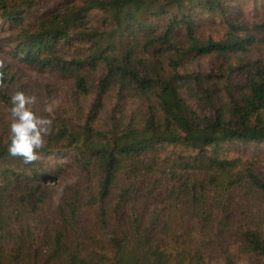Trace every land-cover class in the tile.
<instances>
[{"label": "trees", "instance_id": "trees-1", "mask_svg": "<svg viewBox=\"0 0 264 264\" xmlns=\"http://www.w3.org/2000/svg\"><path fill=\"white\" fill-rule=\"evenodd\" d=\"M232 2L0 0L1 47L19 65L70 78L80 113L77 122L68 111L51 116L52 134L38 151L69 155L80 169L51 217L43 208L49 182L64 166L10 157V123L0 124V264H238L239 255L264 264L261 162L232 157L228 147L264 144V63H230L264 41V25L255 33L230 18ZM206 17L228 25L222 38L199 34ZM214 55L221 77L187 69ZM12 67L0 68V104L10 107ZM242 67L248 81L234 85ZM95 92L82 120L79 98ZM130 101L144 112L126 115ZM102 231L111 234L103 243Z\"/></svg>", "mask_w": 264, "mask_h": 264}, {"label": "rangeland", "instance_id": "rangeland-1", "mask_svg": "<svg viewBox=\"0 0 264 264\" xmlns=\"http://www.w3.org/2000/svg\"><path fill=\"white\" fill-rule=\"evenodd\" d=\"M38 1L41 5L50 4V0ZM66 1L79 3L81 0ZM233 1L234 2L230 3L229 6H227V11L229 13L230 18L234 19L236 22L238 21L244 23L247 27L257 33V30L253 27L264 25V0ZM93 14L95 15V17L100 19L104 17V13L99 10H95ZM165 21H167V18H164L163 20H157L154 25L161 26L165 23ZM198 23L199 34L204 38L211 37L213 39H220L228 31V25L212 17L200 19L198 20ZM97 25L101 26L102 29L109 28L108 23L104 24V22L95 21V26ZM5 37V34H0V60L4 61V65H13L12 68L16 72L14 81L10 85V88L12 89V92L10 91V93L14 94L18 90H23L28 95H35L37 97V103L34 106L35 111H40L41 113H43L44 115L42 116H49L50 118L51 116H56L61 112L62 114H64L66 111H68V114L66 116L71 117L75 122H77L80 117V113L78 112L79 106L74 104V101L77 96L74 92L72 80L70 78L60 76L48 70H37L15 63L12 60V57L7 52L8 47H1L2 45H5L2 44L1 41V39H5ZM179 39H181V41L185 40L183 34L179 37ZM239 58H242L245 63L249 62V64L255 61H262L264 63V41L257 42L256 44L251 46L250 50L247 53L232 55L230 63H232V65L236 68L238 67ZM220 66V60L217 58V56L214 55L202 57L195 61H192L188 65L187 69L190 72H200L203 74L210 73L214 75V77L218 78L222 76L220 72ZM247 74V71L245 72L243 67L238 68V71L232 74L231 82L234 85L238 83L242 84L244 82H247ZM225 75H228V72H226ZM223 81L224 86L226 88L228 82L225 78H223ZM230 85H228V87ZM96 97L97 95L95 92L90 93L87 96H81L79 98L80 106L83 108L84 111V115L81 118L82 120L90 116V109L93 104V101L96 100ZM109 97L110 96H107V98L102 101L104 107L101 111L95 114L96 125H98L99 127L103 126L107 119L106 113L112 101V97ZM191 101L192 103L196 102L192 99ZM47 105H51L53 108L51 114L44 112V107ZM9 109L10 106L0 104V124L3 122L10 123ZM60 109H62V111H60ZM143 109L145 110L144 106L139 101H130L125 105V113L128 116L133 115L136 112H140ZM228 147L231 149L232 157H241L243 158V160L253 158L259 159V161L261 162L262 173L264 174V144L237 143ZM38 159H40L42 162L52 168H54L56 165H63L65 169L63 173H61L59 176H56V178L51 179L49 182V185L53 187L52 200L50 202H47V204L44 205L43 208L47 211L46 214L51 217L55 211L56 205L59 201L63 189L67 185L78 180V178L80 177V169L75 163L74 159L69 155L59 154L56 152H49L40 154ZM78 224L80 227H83L85 224V219H80ZM112 229L113 227L111 226L109 230L112 231ZM99 235V237H102L101 239H103L102 243L106 242V239L111 236V234H107V232L105 231L100 232ZM227 242L228 241H225V243ZM210 257L211 260L214 261L218 259V256H215V254H212ZM236 261L238 264H263L260 259L254 257L251 258L247 255H239L238 257H236Z\"/></svg>", "mask_w": 264, "mask_h": 264}, {"label": "clouds", "instance_id": "clouds-1", "mask_svg": "<svg viewBox=\"0 0 264 264\" xmlns=\"http://www.w3.org/2000/svg\"><path fill=\"white\" fill-rule=\"evenodd\" d=\"M4 67V61L0 60V68ZM3 73L0 72V87H3ZM37 103L35 95H28L23 90L16 91L10 97L9 109V144L8 155L19 158L25 164H31L38 160V151L45 146L46 137L53 131V119L49 116H38L33 107ZM51 105L44 107V112L51 114Z\"/></svg>", "mask_w": 264, "mask_h": 264}]
</instances>
